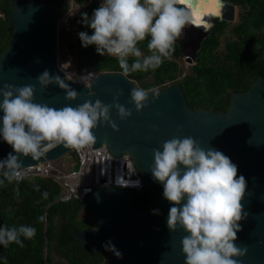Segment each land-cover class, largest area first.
<instances>
[{
  "label": "water",
  "instance_id": "1",
  "mask_svg": "<svg viewBox=\"0 0 264 264\" xmlns=\"http://www.w3.org/2000/svg\"><path fill=\"white\" fill-rule=\"evenodd\" d=\"M219 3L218 14L205 17L206 24L187 26L176 41L186 63L195 61L202 40L217 21L233 20L235 6L223 0ZM10 10L12 32L0 53V87L35 85L33 102L57 109L77 107L89 100L95 103L97 99L110 105L117 92H122L117 102L132 109V115L121 120L112 107L110 119L118 131L100 121L92 130L96 141L91 146L97 147L103 142L114 155L129 153L142 178V189L161 185L151 208L143 211L132 203L138 195L132 188L104 186L88 194L84 204L92 212L94 226L75 229L73 233L92 250L104 253L100 264H185L181 240L187 233L179 228L172 232L167 227L172 205L163 197V185L152 179L149 169L154 163V149L162 151L165 141L187 136L196 139L204 149L224 153L237 165V175L245 177L247 188L241 203L247 215L239 222L241 231L235 243L246 247L247 252L237 259L240 264H264V47L259 76L247 90L230 93L227 110L191 109L181 87L171 84L158 90L159 97L154 101L149 94L148 105L137 112L129 103L133 82L120 72H99L88 85L71 82L63 76L56 66L52 5L44 0H12ZM45 70L50 75L60 76L78 93L77 97L67 99L66 91L56 83L42 89L36 78ZM2 99L0 96V102ZM2 115L0 111V117ZM68 150L57 144L38 160L20 156V161L25 167L55 159ZM12 151L0 137V160ZM153 209H159V214H154ZM2 219L0 216V227ZM108 241L121 253L119 257L105 249Z\"/></svg>",
  "mask_w": 264,
  "mask_h": 264
},
{
  "label": "clouds",
  "instance_id": "2",
  "mask_svg": "<svg viewBox=\"0 0 264 264\" xmlns=\"http://www.w3.org/2000/svg\"><path fill=\"white\" fill-rule=\"evenodd\" d=\"M87 1L82 7L92 0ZM80 9L81 6L76 11ZM196 14L194 0H101L90 18L87 13L82 15V22L93 30L92 34L82 31L78 35L83 47L95 45L97 54L115 57L127 76L132 72L155 71L165 59L170 60L184 29L189 25L197 26ZM56 22H53V28L57 44L60 24L57 37ZM146 37H150L148 55H144L138 47ZM57 54L56 47L58 68L57 59L61 58ZM130 57L133 58L131 64ZM66 62L76 65L73 59L63 61V64ZM77 72L87 71L77 69ZM36 79L42 89L53 83L58 84L66 91L67 99H74L78 95L60 76L50 75L48 70ZM85 79H91V76ZM169 85L167 83L165 87ZM35 91V85L31 84L22 87L5 84L0 87V96L3 97L0 102V111L3 112L0 137L13 149L0 160V173L4 178L0 179V185L5 180L12 183L25 178L20 156H31L33 160H38L57 144L80 151L96 141L92 130L100 121L107 122L118 131L117 125L110 119L112 107L116 108L121 120L132 115V109L117 102L122 95L120 91L110 105L97 99L95 103L89 100L77 107L64 106L60 109L33 102ZM149 94L153 95V101L159 97V91L155 88L134 87L129 103L139 112L148 105ZM162 149L153 150L154 163L149 170L152 179L163 185V197L172 205L167 227L172 232L179 228L187 233L181 240L185 264H240L237 257L245 255L247 248L237 246L235 241L238 239L237 233L241 231L239 222L247 215L241 203L247 182L243 175H237V165L221 151L202 148L191 136L173 137L162 144ZM65 153L62 156L66 160L68 156ZM129 183L139 186L140 181L118 185L127 186ZM121 186L110 187L132 188L138 192L142 189L143 181L139 190ZM34 188L39 191L38 185ZM16 195L19 196L18 189ZM48 195L46 191L42 193L44 199ZM152 211L159 214V209ZM39 220L43 222L45 216H40ZM35 234L36 228L29 225L0 227V245L7 247L15 243L23 247L21 237L32 239ZM104 247L118 257L121 255L111 241Z\"/></svg>",
  "mask_w": 264,
  "mask_h": 264
},
{
  "label": "trees",
  "instance_id": "3",
  "mask_svg": "<svg viewBox=\"0 0 264 264\" xmlns=\"http://www.w3.org/2000/svg\"><path fill=\"white\" fill-rule=\"evenodd\" d=\"M0 0V53L11 37L12 24L9 20L10 2ZM54 7L53 22L68 12L67 22L71 24V34L61 26L60 34L68 40V48L73 45L70 55L76 62L78 71L120 72L118 60L112 56L97 54L95 45L83 47L80 32L92 34V29L82 22V15L91 17L98 7V0L76 11L87 0H44ZM238 9L234 22L220 21L201 42L196 60L186 68L177 44L172 58L165 59L155 71L132 72L126 77L134 87L162 89L167 83L178 84L185 102L191 109L225 111L229 106L231 92L247 90L259 76L262 69L260 60L264 47V0H228ZM66 22V23H67ZM150 37L138 44L144 55H148L147 44ZM72 47V46H71ZM133 58H129V64ZM19 182L0 185L1 227L29 225L36 228L32 239L21 237L24 246L15 243L2 245L0 264H100L104 253L94 251L78 238L73 230L94 226L92 212L74 198L61 199L60 184L51 176L24 175ZM0 179H4L0 173ZM39 186L36 191L34 186ZM161 185L147 186L138 191L132 201L137 210H149L152 200ZM19 190V196L16 190ZM48 192L44 199L42 193ZM81 210L83 211L81 214ZM40 216H45L41 222ZM56 255L57 258H54Z\"/></svg>",
  "mask_w": 264,
  "mask_h": 264
},
{
  "label": "built area",
  "instance_id": "4",
  "mask_svg": "<svg viewBox=\"0 0 264 264\" xmlns=\"http://www.w3.org/2000/svg\"><path fill=\"white\" fill-rule=\"evenodd\" d=\"M90 1L88 0L87 3ZM100 3L101 0H98L99 5ZM67 17L68 13H65L57 20V37L59 24L66 22ZM57 64L63 76L72 82L88 85L96 75L95 71L78 73L74 63L66 62L63 64L59 58ZM88 75L91 76V79H85ZM65 154L68 159L63 160L61 168L53 160L45 159L36 164L22 167L21 171L23 175L51 176L61 186V199L74 198L82 201L88 194L103 186H121L118 184L137 180L140 181L139 186L129 183L127 186L121 187H134L139 190L142 186V180L127 152L114 155L105 143H101L97 147L89 145L80 151L70 149ZM71 159L75 165L74 168L66 167Z\"/></svg>",
  "mask_w": 264,
  "mask_h": 264
},
{
  "label": "rangeland",
  "instance_id": "5",
  "mask_svg": "<svg viewBox=\"0 0 264 264\" xmlns=\"http://www.w3.org/2000/svg\"><path fill=\"white\" fill-rule=\"evenodd\" d=\"M81 8H82V5H81ZM75 21H68L67 23L66 22H62V24H63V26L64 27H66V29L68 30V33H69V35L72 33L71 32V24L72 23H74ZM62 24L60 23V28H61V26H62ZM58 41V43L56 44V47H57V49H58V54L57 55H59V57L61 58V60L62 61H69V60H72L73 58H71V56L70 55H63V52H72V48H74L75 46H73V45H71L69 48H68V40H64V38H62V36L60 35L59 36V40H57ZM74 60V59H73ZM75 61V60H74ZM185 65H183L185 68H186V66H187V64L186 63H184ZM63 160H64V158H63V156L62 155H60V156H58L57 158H55L54 159V163L58 166V167H62V162H63ZM66 167H68V168H74L75 167V165L73 164V160L71 159L70 161H69V163L68 164H66ZM82 210H81V214H82ZM54 256V258H57L56 257V255H53Z\"/></svg>",
  "mask_w": 264,
  "mask_h": 264
},
{
  "label": "snow or ice",
  "instance_id": "6",
  "mask_svg": "<svg viewBox=\"0 0 264 264\" xmlns=\"http://www.w3.org/2000/svg\"><path fill=\"white\" fill-rule=\"evenodd\" d=\"M194 7L197 10L195 17L196 24H206L205 17L218 14L220 3L219 0H194Z\"/></svg>",
  "mask_w": 264,
  "mask_h": 264
},
{
  "label": "flooded vegetation",
  "instance_id": "7",
  "mask_svg": "<svg viewBox=\"0 0 264 264\" xmlns=\"http://www.w3.org/2000/svg\"><path fill=\"white\" fill-rule=\"evenodd\" d=\"M223 1H226L227 3H230V4H232V5L235 6V8H234V17H233V20H231V21H226V20H220V21L234 22V21L236 20V18L238 17V13H239V9H238V7H237L234 3H232V2H230V1H228V0H223ZM220 21H217V22L214 24L213 28H214V27L218 24V22H220ZM213 28H212V30H213ZM212 30H211V32H212ZM182 58H183V62L185 63V60H184L183 55H182Z\"/></svg>",
  "mask_w": 264,
  "mask_h": 264
},
{
  "label": "bare ground",
  "instance_id": "8",
  "mask_svg": "<svg viewBox=\"0 0 264 264\" xmlns=\"http://www.w3.org/2000/svg\"><path fill=\"white\" fill-rule=\"evenodd\" d=\"M221 7V6H220Z\"/></svg>",
  "mask_w": 264,
  "mask_h": 264
}]
</instances>
